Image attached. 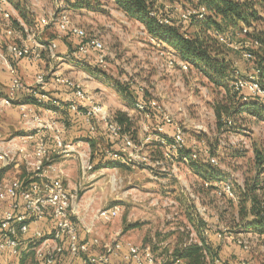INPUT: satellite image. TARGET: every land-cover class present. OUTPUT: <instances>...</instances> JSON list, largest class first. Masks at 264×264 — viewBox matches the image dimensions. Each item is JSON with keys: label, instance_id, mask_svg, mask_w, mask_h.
I'll list each match as a JSON object with an SVG mask.
<instances>
[{"label": "built area", "instance_id": "2783aa9c", "mask_svg": "<svg viewBox=\"0 0 264 264\" xmlns=\"http://www.w3.org/2000/svg\"><path fill=\"white\" fill-rule=\"evenodd\" d=\"M8 6L9 0H0V16L5 23L4 28L0 24V30L2 29L6 36H12ZM163 6L165 12L173 10L182 21H187L191 17L203 20L208 15V11L201 6L189 9H179L171 3H164ZM165 14L156 11L152 13V16L157 17L159 25L168 26L170 18ZM50 24H53L60 34L78 40V43L64 55L66 61L81 63L93 53L98 67L105 69L107 66L105 46L102 40L95 36L88 37L86 31L74 24L65 13L40 17L39 28L28 30L29 41L9 43L5 48L6 53L0 51V61L5 64L10 77L7 93L0 100V106H16L24 129V134L19 139L23 147L33 143L34 159L33 179L28 181L12 179L0 182V257L8 260V264H21L24 241L27 243L29 241L28 244L34 247L32 264H64L65 257L79 258L81 264H179V259L159 257L148 245H136L122 241L118 233L105 251L100 250L98 239L80 237L78 227L73 220L75 215L74 194L66 189L61 178V171L55 164L48 161L50 149L47 147L44 135L51 137L53 152L63 156L76 155L86 171L91 170L92 165L87 162L88 150L82 149L81 141L71 143L65 141L67 125L58 118L61 105L57 103L52 106L48 105L51 100L46 92L47 82L51 80L71 93L72 100L68 104V109L84 120L90 135L96 133L98 125L103 127L108 141L115 145V148L106 150L104 153L107 159L127 166H157L160 161H153L146 149V144L153 142H158L163 146L161 157L169 162L179 159L185 166L190 163L204 162L215 166L216 158L209 156L208 149L203 143L194 140L189 142L181 125L153 99L147 101L140 99L134 105V108L145 119L141 126L144 139L141 142L134 141L123 132L122 126L115 121L106 107L96 102L80 83L65 76L59 68L54 66L49 71L38 73L35 77V85L26 90L28 96L35 99V103H14L25 87L17 68L11 62L24 60L28 63H37L44 51H47L51 57H55L57 49L55 42H48L45 46L43 42L35 40ZM248 31L246 28L243 29L244 34ZM144 34L161 50L162 55L169 56L168 68L177 67L183 72L189 70L188 63L180 61L168 49H164L145 30ZM215 37L226 48L241 51L244 60L248 62L252 60V55L244 49L240 42H229L224 35L218 32L215 33ZM229 87L231 93L241 96L242 101L246 102L249 97H253L264 103V79L260 78V71L256 67H252L244 77L236 73ZM40 107L48 113L47 117L38 111ZM153 116L158 118L159 124L151 128L147 121ZM227 123L230 124L231 121ZM165 126L173 128L169 142L163 136ZM195 128L198 132L201 131L200 127ZM23 147L18 149L21 154L24 153ZM184 151L189 152L187 155H182ZM203 186L208 187L209 185L203 182ZM217 188L226 198L235 199L231 185L225 184ZM119 213V206L113 205L99 209L95 218L103 223H110ZM33 225L35 228L31 231ZM38 225H42V228H38ZM25 237L28 238L24 240ZM115 259H118L117 262L114 261ZM214 264H219V261L216 260Z\"/></svg>", "mask_w": 264, "mask_h": 264}, {"label": "rangeland", "instance_id": "374dc122", "mask_svg": "<svg viewBox=\"0 0 264 264\" xmlns=\"http://www.w3.org/2000/svg\"><path fill=\"white\" fill-rule=\"evenodd\" d=\"M21 1L27 4L29 11L38 9L40 17L65 13L74 24L86 31L88 37L100 38L105 46L107 62L105 69H101L95 64L96 69H99L98 72L102 73L100 74L101 77L111 80L113 85H128L130 91L136 94H134L135 97L140 96L145 100L157 101L181 125L189 142L197 141L198 137L201 138L202 141L198 142L203 143L208 149L209 156L216 158L217 164L215 166L204 162L208 168L212 169L214 176L218 178L207 181L208 187L203 186L205 180L202 181V179L200 181L202 188L197 186L198 183L194 181L195 179L190 180L187 184L179 182L180 184L173 185V187L176 186V196L169 197L173 202L169 208L174 207L175 209L163 207L164 219L166 220L168 217L167 220L172 221V217L178 219L179 215L181 216L179 214L181 207L175 206L174 203L177 202V199L178 201L182 199L190 207H198L196 209H199V212L194 208L196 217L207 220L208 230L217 235L218 240L215 242L220 245L219 260L222 262L221 264H264V233H258L255 229H249L247 232L241 230L245 220L250 219L249 211L252 203L259 202L264 207V165L257 164L258 160H256L257 157L264 156V112L260 113L259 116L249 112L234 114L233 118L226 119L219 127L215 111L218 107L221 109L223 106H227L225 92L209 84L205 77L191 67L185 72L177 67L168 68L167 59L169 56L162 55L161 50L148 40L144 30L141 29L143 28L142 25L140 27L122 13L119 15L114 12L111 13L110 10L98 15L77 12L71 9L66 0ZM169 2L179 9L194 7L192 0ZM10 4L11 0H9V6ZM258 10L261 20L253 23L251 26L253 29L250 31L262 33L264 10L260 8ZM12 19H16L15 16ZM0 24L3 26L4 21H0ZM11 29H13V35L10 36L9 40H12L14 36L22 35L19 30L13 27ZM186 32L193 35L194 29L188 25ZM47 33L50 37L60 36L69 42L73 38L58 33L52 27L47 30ZM1 36L3 37L1 41L4 42L6 40L5 35ZM73 39L75 40V38ZM236 41L243 44L247 51L255 50L253 43L246 36H238ZM226 57L236 62L239 61L240 64L243 63L242 67L233 66L242 77L246 75L244 67L252 66V61L248 62L242 58L241 51L227 50ZM112 116L114 117L113 114ZM227 121H231V123L228 124ZM132 127L129 134L136 139L139 127L135 125ZM195 127H200L201 131L198 132ZM45 137L46 140H51L49 135ZM135 139L133 140L136 141ZM99 143L104 147V141L99 140ZM90 148L91 150L88 151L87 155L89 164H91L92 159L97 158V155L94 156L93 147ZM110 149L112 150V148L107 150ZM145 168L147 166L118 168L106 172L105 175L97 179L103 182V186L107 188V193H111V197L118 199V201L111 202L120 208V213L116 218L120 215L122 217L128 215L135 219H142V212L150 210L147 207L156 206V204L150 206V203H155L151 190L158 188V182L149 178L150 174ZM257 169H260V172ZM91 171H93V165L92 169L87 172ZM225 184L231 185L235 194L234 200L223 196L221 190L217 188ZM194 187L198 189H193ZM189 188L190 191L187 190ZM82 189L84 186H79L74 194V209L78 194L80 195ZM171 194L174 195V193ZM108 200L110 199L106 201ZM211 217H217L216 223L210 222ZM181 221H185V219L183 218ZM185 226L182 224L181 227L185 229ZM147 244L159 257L166 256L168 251L166 252L165 248L163 251H159L156 250L159 247L153 248L150 243ZM178 244L179 239L177 243H173L172 247H176ZM33 248L31 245L25 247V250L23 248L22 257L24 253L27 256L32 254ZM208 262L212 264L209 258Z\"/></svg>", "mask_w": 264, "mask_h": 264}, {"label": "crops", "instance_id": "0c3cea01", "mask_svg": "<svg viewBox=\"0 0 264 264\" xmlns=\"http://www.w3.org/2000/svg\"><path fill=\"white\" fill-rule=\"evenodd\" d=\"M105 2V10H110L111 13L114 12L119 15L121 14L115 10H112L109 0H106ZM7 10L10 16H15L19 25L23 27L24 34L21 36H14L12 40H9L11 37L6 36L5 32L1 29L0 51L2 53H6L5 48L10 41L20 43L21 41H29L28 39H30L28 36L29 27L26 26L24 21L18 18V15L11 4L8 6ZM31 13L34 14L36 19L40 17V15H38V9H32ZM85 13L88 15L99 14L92 12ZM0 21L3 22L1 16ZM135 24L140 26V24L137 22H135ZM2 27H5V23ZM53 29L56 30L55 28ZM47 30L48 29L43 30L41 34L35 38V40L43 42L45 46L48 44V42H55L57 45L55 57H51L47 51H44L41 53V59L37 63H28L24 60L11 62L17 68L22 79V83L25 87V90L17 96L16 102L28 100L29 96L26 93V90L35 85L36 75L42 71H49L54 66L59 68L65 76L80 83L85 91L91 93L95 101L106 107L110 113L113 115H115L117 112L126 114L131 124L139 127V132L136 133L135 140L139 142L143 141L144 134L142 133L141 126L145 122L144 117L134 108L127 105L126 100L115 91L111 80L101 77L102 75L100 74L102 73L98 72V68L96 69L94 54H90L89 57L87 59L85 58V60L81 63L66 61L64 59V55L78 43V40L76 38L75 40L71 38V43L67 39L61 38L60 36L53 38L48 35ZM1 35H5L4 38L6 40L4 42L1 41V38H3ZM231 61L233 66L239 65L242 67L243 65V63L240 64L239 61ZM244 68L245 74H247L251 70L252 66L249 68ZM9 82L10 77L7 73L6 66L2 61H0V100L5 97ZM46 92L48 93L51 100V102L48 103L49 106H52L55 103L61 105V110L58 112V118L64 121L67 125V131L64 138L65 141L71 143L79 140L82 142V149H87L90 152V147H93V151H95L94 156L97 155V158L91 160L93 171L87 172L76 155H59L51 150V140H46L47 147L50 149L48 156L50 160L48 161L55 164L61 171V178L64 185L68 189V192L75 194L77 192V188L79 189V186H84V189H82L80 195L78 194L75 215L73 217L74 221L77 223L80 237L82 239H98L100 242V249L105 251L106 248L111 245L114 236L118 233L120 235L119 238L122 241L132 242L136 245L150 243L153 248H155V246L159 247L156 249L159 251H163L165 248V251L168 252L166 256L162 257L167 258H170L172 256V252L176 248H179L183 243H200V237L202 236L206 237L213 244L217 243L215 242L218 240L217 235L208 230V221L204 218L201 219L202 217L200 219L196 217L194 208L197 212H199V209H196L198 207L192 208L185 204L182 199H179V201L177 199V202L174 203L175 206L181 207L179 212L181 216L179 215L178 219H173L172 217V221H168V217L166 220L164 219V210L162 209L163 207L166 206L165 208L172 210L175 209L174 207L169 208V205L171 206L173 203L169 197L173 198L176 196V186L173 187V185L180 183L187 184L190 180L195 179L194 181L198 183L197 186L200 188L201 178L196 174L195 169L203 168V165H201V163H195V167H192L189 165L185 166L179 161V159H175V162L163 160L161 157L163 148L158 145V142L146 144V149L149 152L151 159L153 161H160V164L157 166L145 168L150 174L149 178H152L158 182V188L151 190L152 195L154 196L153 198L155 199V203H150V206H153L152 204H156V206H153V208L147 207L148 209L152 210V212H150V210H145L142 212V219H135L128 215H126V217H122L120 215L110 223H103L97 220L95 216L99 209L116 205L115 203H112L114 201H118L116 197H111L110 192L107 193L108 190L103 186V182H101V180H97L100 176L105 175L106 172L118 169L117 167H110V164L117 162L107 159L103 156L107 149H113L115 148V145L108 141L105 131L101 125L97 126L96 133L92 135L89 134L84 120L68 109V104L72 100V95L65 87L56 85L51 80H48ZM138 98L141 97L139 96ZM38 111L42 113L44 117L48 116V113H46L45 109L40 107L38 108ZM143 119L144 122H142ZM147 123L151 128H153L159 124V121L156 116H153L149 121H147ZM23 134L24 129L21 125L16 106H0V182L12 179H33V143H29L23 147L19 139V137ZM172 134V126H165L163 136L169 139ZM99 140L105 142L104 147L100 145L101 143H99ZM21 147L24 149V153L22 154L18 152V149ZM135 166L140 168L144 167L143 165H124L122 168H134ZM202 181L204 180L202 179ZM86 184L87 186H85ZM193 189L198 188L194 187ZM187 190L190 191V188ZM171 193H174V195ZM107 199L110 200L106 201ZM107 202L109 203L108 205ZM183 218L185 221H181ZM215 220L217 221V217H211L210 222L213 221L216 223ZM182 224L186 225L185 229L181 227ZM203 224L206 225L203 226ZM40 227L42 228V225H38V228ZM34 228L35 226L33 225L31 227V231ZM27 238L28 237H25L24 240ZM178 239V246L172 247L173 243L178 242ZM28 243L24 241V250L25 247L30 246ZM218 247H220L219 244ZM117 260L118 259H115L114 261L117 262ZM32 263L33 253L29 254L28 256L26 253H24L21 264ZM0 264H8V260L0 257ZM64 264H81V260L79 258L69 259L65 257Z\"/></svg>", "mask_w": 264, "mask_h": 264}, {"label": "trees", "instance_id": "16d2710c", "mask_svg": "<svg viewBox=\"0 0 264 264\" xmlns=\"http://www.w3.org/2000/svg\"><path fill=\"white\" fill-rule=\"evenodd\" d=\"M105 1L66 0L74 11L102 14L106 13L104 9V6H106ZM109 1L112 10L122 13L131 21L138 22L143 26L147 34L158 41L164 49H168L180 61L188 63L191 68L205 77L209 84L225 92L224 96L227 106H223L221 109L218 107L215 111L219 127L226 119L233 118L234 114L249 112L259 116L260 113L264 112V103L261 100L249 97L245 102L242 101L240 95L231 93L229 85L234 80L237 70L233 67L231 59L226 57V51L230 49L220 44L215 37V33L218 32L224 35L229 42L236 41L238 36H246V38L251 40L255 49H253L254 51H248L252 55V67L259 69L260 78L264 79V31L262 33L248 31L253 29L251 27L253 23L261 20L258 8L264 10V0H192L194 7H204L208 11V15L203 20L191 17L187 21L180 20L179 15L173 10L164 11L163 4L171 3L169 1L173 0ZM11 6L17 13L18 18L24 21L29 29L39 28L40 17L36 19L34 14L27 8L25 2L11 0ZM156 11L168 15L170 18L168 26L158 24L157 17L152 16V13ZM188 25L194 29L193 35H189L186 32V26ZM10 27L24 34L23 27L11 16ZM50 27L55 28L53 24H50L44 30ZM244 28L248 31L245 34L243 33ZM114 89L126 100L127 105L132 108H134L138 100H142V97H135V93L130 91V87L126 84L114 85ZM23 102L35 103V99L28 97V100ZM114 117L115 121L122 126L123 132L135 139L129 134L133 125L126 114L117 112ZM164 138L169 142V139ZM197 141L200 142L202 139L198 137ZM158 145L163 148L162 145ZM188 152L184 151L182 155H187ZM256 160H258L257 164L264 165V156L257 157ZM207 164L201 163L203 168L195 169L196 174L205 182L217 180L218 178L214 176L212 169L208 168ZM123 166V164L118 162L110 164V167L122 168ZM189 166L195 167V163H190ZM258 172H260V169ZM20 180L28 181V179ZM249 215L250 219L245 220L241 230L247 232L249 229H255L258 233H264V207L259 202L252 203ZM171 255V259H179L181 264H209L208 258L212 264L216 260L219 261V264L222 263L219 260L218 244H213L204 236L200 237V243L189 242L181 244Z\"/></svg>", "mask_w": 264, "mask_h": 264}]
</instances>
